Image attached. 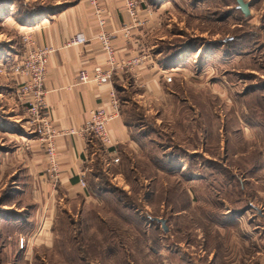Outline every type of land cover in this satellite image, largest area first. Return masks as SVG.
<instances>
[{
  "label": "rangeland",
  "instance_id": "1",
  "mask_svg": "<svg viewBox=\"0 0 264 264\" xmlns=\"http://www.w3.org/2000/svg\"><path fill=\"white\" fill-rule=\"evenodd\" d=\"M244 1L247 18L234 0H173L171 31L233 40L196 44L211 69L164 76L162 104L139 105L131 82L116 90L125 121L142 127L141 151L121 148L114 166L95 161L87 200L64 201L52 247H35L38 232L27 231L22 251L6 250L14 264H264V0ZM9 34L20 49L21 36L0 24V40ZM129 202L134 213L122 207Z\"/></svg>",
  "mask_w": 264,
  "mask_h": 264
},
{
  "label": "crops",
  "instance_id": "2",
  "mask_svg": "<svg viewBox=\"0 0 264 264\" xmlns=\"http://www.w3.org/2000/svg\"><path fill=\"white\" fill-rule=\"evenodd\" d=\"M31 1L36 2L37 8L31 17L18 15L13 3L0 6V24L13 28L14 37L28 34L36 45L54 48L47 59L46 106L43 111L50 117L56 134V171L49 169L51 163L45 143L37 134L29 132L25 124V112L15 94L17 79L7 77L5 83H0V209L22 212L19 220L31 222L27 234L32 236L38 232L32 237V241H38L35 247L47 248L53 245L51 233L57 217L63 212L68 213L65 202L77 201L79 204L80 198L87 200L85 174L91 171V165L99 161L103 166H114L112 159L122 154L121 148L132 147L138 153L146 138L138 134L141 126H135L136 131H132L135 128L125 121L119 109L117 117L108 125L112 144L106 147L91 135L77 132L89 119V111L100 107L109 110L111 91L124 90L123 87L130 82L137 89L139 99L135 102L139 105L162 104L169 97L164 76L176 74L182 77L191 70L205 74L211 69L212 61L205 59L207 55L203 47L191 53L186 45L188 36H184L183 30L171 31L173 18L169 15L172 14L173 0H143L138 13L139 22L129 36L123 33V27L129 24L130 18L122 0ZM97 7L103 11L102 26L95 16ZM100 30L111 35L115 49L110 83L79 82L77 77L81 69L93 75L95 67L102 70L110 68L97 39ZM75 34H82L86 41L65 46V42ZM176 34L181 43L175 55L169 48ZM16 46L11 34L0 40V63L5 60L3 57L7 56L6 61H11L18 54L20 46ZM191 55L203 61L197 62L198 69L192 65L193 69L188 70ZM138 56L141 59L138 65L131 68L123 65V62ZM70 130L75 132L70 133ZM80 179L85 181V187ZM28 207L33 210H27ZM24 236L28 235L22 232L18 238L25 239ZM21 259L24 262L23 255Z\"/></svg>",
  "mask_w": 264,
  "mask_h": 264
},
{
  "label": "built area",
  "instance_id": "3",
  "mask_svg": "<svg viewBox=\"0 0 264 264\" xmlns=\"http://www.w3.org/2000/svg\"><path fill=\"white\" fill-rule=\"evenodd\" d=\"M122 1L124 9L130 18L129 24L123 27V33L125 36H129L131 29L139 22L138 13L140 10V4L143 0ZM102 13L103 11L99 7L95 9V16L98 24L101 26L104 24V20L101 17ZM97 39L106 54L107 63L110 65V68L102 70L100 67H95L93 75H90L88 71L81 69L78 71L77 77L79 82L94 81L98 84L110 83L115 64L113 40L111 35L103 30L98 32ZM85 41L86 39L82 34H75L65 42V46L76 45L84 43ZM53 51V47L36 45L35 41L28 34H23L21 36L20 51L11 61H3L0 63V73L7 76H13L17 79L15 94L26 114L25 124L29 128V132L37 134L38 138L45 143V151L51 163L49 169L52 172H55L54 137L56 134L51 127L50 117L43 111L46 106V89L44 83L46 78L47 59ZM140 60V57H133L127 62H123V65L131 68L138 65ZM171 78V75H168L165 79L168 82L172 80ZM110 95V109L106 110L100 107L90 110L89 119L86 121L83 128L77 131L80 134L87 133L91 135L106 147H109L112 144L108 134V125L119 113V100L116 93L112 90ZM69 132L74 133L75 131L70 130ZM112 161L117 163L119 158L114 157ZM79 182L85 187L84 180L80 179ZM23 244L24 239L20 238L19 245L23 246Z\"/></svg>",
  "mask_w": 264,
  "mask_h": 264
},
{
  "label": "trees",
  "instance_id": "4",
  "mask_svg": "<svg viewBox=\"0 0 264 264\" xmlns=\"http://www.w3.org/2000/svg\"><path fill=\"white\" fill-rule=\"evenodd\" d=\"M12 3L17 7V9H18L17 14L18 15L31 17L32 14H34L37 10L36 2H32V1L27 2L26 0H0V4L10 5ZM235 3H236V1H235ZM236 9H238V8L236 7ZM238 27L241 28V26H238ZM243 31H244V29L242 30V32ZM244 32H246V34H248L247 31H244ZM232 40H233V38H230V39L223 40V42L220 41L218 43L217 42L211 43V41H208V40L205 41V39L203 37H200V36L195 37V38L188 37V39L186 40L187 41L186 45H188L190 50L194 52V51H197L199 49V46H201V45L212 44L213 46L216 47V45H223V44L230 43V41H232ZM180 43H181V41H179L178 38L174 39L172 42V46H170L169 50L173 49L172 50L173 54L175 53V55H176V53L178 51V47H180L179 46ZM196 44H200V45L196 46ZM192 46H194V48ZM195 46H196V48H195ZM219 47H221V46H219ZM161 48H167V47H161ZM257 87L258 86L251 85L250 87H248V89L249 88L253 89V88H257ZM249 91H253V90H249ZM249 91L247 90L246 92H249ZM150 160H152V159L150 158ZM173 162H174L173 160H169V162H167V163L168 164H174ZM126 205H128V206H126ZM126 205L122 206V207L124 209H127V210L134 213V211H132L133 210V204H131V202H129ZM237 212L241 213V211L233 210L234 214H237ZM22 216H23L22 212H17L13 209H0V264H14L16 256H11V257L8 256L6 253V250L8 248L12 249V247H13V248L17 249L18 252L21 250L19 247V238H18V236H13V233H15V231H17L19 233H22V232L26 233L29 230L30 223H31L29 220H19V218H21ZM28 221H29V223H28ZM152 222L158 223V221L155 219H152ZM25 227H27V230L25 229ZM94 248L96 249L97 246L94 245ZM76 249L78 252L81 251L79 246H76ZM86 259L87 258L84 256L80 257V260L82 262L85 261V263H86Z\"/></svg>",
  "mask_w": 264,
  "mask_h": 264
},
{
  "label": "water",
  "instance_id": "5",
  "mask_svg": "<svg viewBox=\"0 0 264 264\" xmlns=\"http://www.w3.org/2000/svg\"><path fill=\"white\" fill-rule=\"evenodd\" d=\"M235 1L237 8L242 12L243 16L246 18L249 17L250 15L249 2L244 0H235ZM154 219L159 221L162 224L164 230H166L164 219L158 217H155Z\"/></svg>",
  "mask_w": 264,
  "mask_h": 264
}]
</instances>
